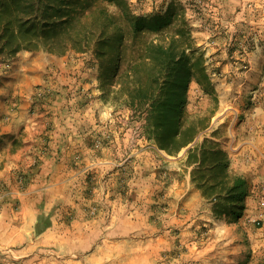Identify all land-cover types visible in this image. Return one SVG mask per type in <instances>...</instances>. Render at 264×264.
Masks as SVG:
<instances>
[{"label": "rangeland", "instance_id": "374dc122", "mask_svg": "<svg viewBox=\"0 0 264 264\" xmlns=\"http://www.w3.org/2000/svg\"><path fill=\"white\" fill-rule=\"evenodd\" d=\"M176 1L183 29L145 37L164 49L137 72L134 54L116 73L90 51L0 59V264H264V0ZM206 124L175 154L149 137ZM204 139L246 178L241 201L193 179Z\"/></svg>", "mask_w": 264, "mask_h": 264}, {"label": "trees", "instance_id": "16d2710c", "mask_svg": "<svg viewBox=\"0 0 264 264\" xmlns=\"http://www.w3.org/2000/svg\"><path fill=\"white\" fill-rule=\"evenodd\" d=\"M183 11L182 4L176 0L171 1L163 14L149 16L135 14L127 0H0V59L13 57L21 50H43L57 55L90 51L101 63L111 62V70L116 73L122 70L126 60L130 63V55H135L140 59H135L126 70L130 68L137 72L138 68L149 64L150 61L145 60L147 54L164 49L163 44H153L145 37L164 30L169 24L182 30L185 24ZM177 41L182 47L194 49L189 37L181 35ZM162 56L173 57L164 53ZM180 57L185 58L183 54ZM197 71L205 75L203 66H198ZM152 77L147 73L139 79ZM206 85H210L209 80L205 81ZM179 99L178 107H181L183 98L179 96ZM164 104L160 103L157 109L159 116ZM177 124L180 125L179 120ZM178 125L170 132L155 130L149 137L157 146L175 154L207 126L197 127L189 134V129L182 130ZM189 151L194 156L191 161L196 162L193 179L206 197H212L211 191L220 186L227 192L224 198L228 202L243 199L247 191L246 178L227 171L228 154L217 142L204 139ZM200 151L203 153L201 158L198 157ZM204 168H208L206 178L203 177Z\"/></svg>", "mask_w": 264, "mask_h": 264}, {"label": "crops", "instance_id": "0c3cea01", "mask_svg": "<svg viewBox=\"0 0 264 264\" xmlns=\"http://www.w3.org/2000/svg\"><path fill=\"white\" fill-rule=\"evenodd\" d=\"M249 148H250L251 152H253V154L255 156V157H252V160L256 163L258 161V159L261 158L256 153L259 152L261 154V152L264 151V146H249ZM249 156H251V154Z\"/></svg>", "mask_w": 264, "mask_h": 264}]
</instances>
